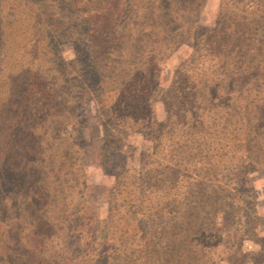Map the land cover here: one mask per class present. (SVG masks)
Masks as SVG:
<instances>
[{
  "label": "rangeland",
  "instance_id": "obj_1",
  "mask_svg": "<svg viewBox=\"0 0 264 264\" xmlns=\"http://www.w3.org/2000/svg\"><path fill=\"white\" fill-rule=\"evenodd\" d=\"M73 1L0 0V264H109L110 246L125 244L131 246L128 255L135 254L138 241L122 238L114 242L107 234L106 222L110 208L123 204L119 192L128 184L123 176L134 171L140 173L145 164L142 160L149 158L143 154L154 150V141L144 136L151 131V119L163 121L169 116L162 90L171 86L181 62L194 54L195 46L206 38L209 29L215 26L220 29L226 14L240 13L237 8L249 3V0H179V5L192 10L187 15L191 24L187 19L185 27L182 23H170L169 16L163 23L167 28L183 26L172 34L189 36V41L166 53L159 74L160 90L155 96L150 93L147 101L152 111L150 118L127 125L124 137L118 133L122 130L115 116L108 113L113 98L108 94L105 103H101L103 84L92 74L84 42L94 33L81 17L77 21ZM142 1L151 8L152 0ZM80 2V10L88 11L85 18L100 10L97 1L94 5L87 0ZM133 3L127 5L130 12L119 20L120 29L127 24L131 26L130 22L135 20L134 11L141 6ZM162 3L161 13L166 15L169 10ZM190 27L192 30H188ZM175 105L172 110L177 112L173 114L184 115ZM210 105L216 111L227 106L226 101ZM203 108L201 115L206 121L212 118L217 124L224 115V112L208 114ZM223 126H211L209 131L232 133L229 126ZM45 131L49 132L46 136L41 134ZM109 133L114 136L108 138ZM69 145L72 150L68 149L64 157ZM75 151L77 154L72 156ZM61 166L63 174H56L62 181L54 184L47 176ZM139 182L136 180L134 184ZM39 185L56 186L51 203L39 200ZM192 191L203 199L214 196L230 200L235 195L244 199L242 211L221 217L223 227L229 229L222 235L215 234V247L219 243L220 247L212 264H264V165L243 179L203 178ZM251 201H255L254 213L250 211ZM138 202L128 212V217L137 224L163 221L177 214V208L170 204L161 188L150 200ZM42 209L46 214L67 211L75 214L69 219L75 221L66 226L55 222L51 243L41 245V233L46 229L39 228ZM252 216L257 217V236L249 223ZM126 217L124 213L118 214L120 219L115 222L118 229ZM184 222L185 219L181 220L180 226L186 227ZM237 229L249 230L250 235L243 238L229 235L230 230ZM204 237L201 235V241ZM230 250L234 252L229 263L222 260V254Z\"/></svg>",
  "mask_w": 264,
  "mask_h": 264
},
{
  "label": "trees",
  "instance_id": "obj_2",
  "mask_svg": "<svg viewBox=\"0 0 264 264\" xmlns=\"http://www.w3.org/2000/svg\"><path fill=\"white\" fill-rule=\"evenodd\" d=\"M80 1L72 2L76 8L74 15L77 21L81 17V21L89 24V31L94 33L84 42L92 74L103 84L101 103L104 104L110 94L113 102L108 106V113L119 123L122 131L118 133L126 137L123 131L127 125L150 118L152 111L147 101L150 93L155 96L160 90L162 59L175 46L189 41V36L185 38L179 36L181 33H172L185 27L187 15L192 10L179 5V0H152L151 8L142 0H87L91 5L97 1L100 5L96 7L100 10L85 18L88 11L80 10ZM132 2L133 6L139 4L141 7L134 11L132 25L120 29L119 20L130 12L131 7L127 5ZM161 2L169 10L166 15L161 13ZM237 10L240 13L231 11L225 15L220 22L223 27L209 29L206 38L195 46L194 54L181 62L171 86L162 90L169 116L163 121L155 117L151 119V131L144 136L154 141V150L143 154L149 158L142 160L145 164L140 173L134 171L123 176L128 182L125 190L119 192L123 204L110 208L109 221L106 222L107 234L114 242L122 238L136 239L137 249L129 256L131 246H110L109 264H212L211 260L220 247V243L215 247V234L222 235L225 229H229L223 227L221 217L225 213L233 216L243 210L244 199L240 196L235 195L230 200L214 196L203 199L192 191V187L203 178L226 180V176H230L243 179L247 173L264 165V0H249L247 7ZM167 16L170 23H182L184 27L167 28L163 23L167 22ZM187 20L191 24V18ZM219 101H226L227 106L222 105L224 109L216 111L210 104ZM174 105L185 114H173L177 112L172 110ZM185 105L188 108L184 109ZM202 108L203 112L208 110V114L224 112V115L215 124V119L204 120ZM219 124L224 125L222 128L229 126L232 133L209 131L211 126ZM41 134L46 136L49 132ZM112 136L114 134L109 133L108 138ZM68 149L72 150L70 145L64 157ZM76 154L75 151L72 156ZM77 158L79 160L80 156ZM63 169L64 166L59 167L47 179L60 184L62 177L56 173L63 174ZM136 180L140 181L138 185L134 184ZM166 184L170 186L166 187ZM55 188L39 185V200L51 203ZM160 188L170 199V204L177 208V214L145 225L132 222L128 217L129 207L138 201L150 200ZM198 208L201 209L196 210ZM250 211H256L255 201H251ZM120 213L127 217L118 229L115 222L120 219ZM70 217L75 214L63 210L46 214L42 209L39 228L46 229L42 231L39 243L42 245L47 241L50 244L55 222L66 226L75 221L74 218L69 220ZM184 219L186 227L180 226ZM256 219L252 216L249 223L257 236ZM241 229L228 233L241 238L250 235L249 230ZM201 235L205 236L203 241ZM179 236L186 239L181 241ZM160 239L165 240V244L157 242ZM232 252L222 254V260L230 263Z\"/></svg>",
  "mask_w": 264,
  "mask_h": 264
}]
</instances>
